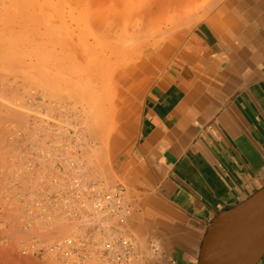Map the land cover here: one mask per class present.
I'll list each match as a JSON object with an SVG mask.
<instances>
[{"label":"crops","instance_id":"1","mask_svg":"<svg viewBox=\"0 0 264 264\" xmlns=\"http://www.w3.org/2000/svg\"><path fill=\"white\" fill-rule=\"evenodd\" d=\"M155 62L115 88L106 169L131 207L116 229L134 263L199 264L215 217L264 188V0H225Z\"/></svg>","mask_w":264,"mask_h":264},{"label":"bare ground","instance_id":"2","mask_svg":"<svg viewBox=\"0 0 264 264\" xmlns=\"http://www.w3.org/2000/svg\"><path fill=\"white\" fill-rule=\"evenodd\" d=\"M151 1L150 9L147 5L148 15L144 14V21L140 18L139 21L145 22L150 15L152 19L163 16L156 11L164 8L167 1ZM179 1L169 0L172 4L169 8L178 6ZM122 6L118 2L108 7L109 20ZM177 6L173 7L174 12L179 11ZM117 31L116 27L109 34L114 36ZM1 35L5 36H0V264H40L36 256H40L45 264H101L106 251L110 254L118 249L128 252L125 245H120L121 238L132 243V252L121 263L108 264H137L134 263V254L138 252V247L133 239L116 229L118 224L125 223L129 218L131 207L128 196L124 206H121L123 211H118L117 206L114 209L112 201H106L103 195L117 186L104 185L100 181H70L69 173L73 165L70 158L74 154L69 155L68 151L70 138L64 127L67 122L65 125L62 122L63 127L59 122L60 132L56 137L52 126L55 118L50 114L52 104L41 105L44 101L39 103L35 97L38 94L34 81L36 50L32 48L33 44L30 46V42L23 41L25 38L22 36L21 42L16 39L17 34L11 39L4 33ZM64 48L75 55L78 74L97 73L98 63L95 65L90 61L87 65L89 58L76 52L73 45L63 46L62 50ZM56 108L60 109L58 104ZM74 159L78 160L77 156Z\"/></svg>","mask_w":264,"mask_h":264},{"label":"rangeland","instance_id":"3","mask_svg":"<svg viewBox=\"0 0 264 264\" xmlns=\"http://www.w3.org/2000/svg\"><path fill=\"white\" fill-rule=\"evenodd\" d=\"M166 1L167 6L169 0ZM183 1L180 0L176 5L179 11L174 12L173 7L176 6L169 8L172 6L169 4L167 9L165 6L156 11L162 17L152 19L150 15L143 22L144 14L148 15L147 11L152 5L151 0H0L1 34L9 38L17 34V40L22 42L25 38L23 41L30 42V46L33 44L32 48L36 50L34 81L38 94L35 97L39 103L44 101L41 105L52 104L49 112L55 118L52 126L56 137L61 123L65 125L67 122L68 126L63 123L61 126L66 127L69 133V155L74 154L70 158L73 164L69 173L70 181L79 179L100 181L104 185L108 183L106 148L116 116L117 83L137 77L140 69L146 67L150 60L156 76L160 72V63L155 62L159 54L172 53L177 43L186 39L201 23L208 21L225 0ZM118 2L123 5L121 10L109 20L108 7ZM139 18L143 21H139ZM1 22L6 26L1 25ZM136 23L138 26H134ZM116 27L117 33L110 35V31ZM21 36L24 37L22 40ZM67 45H73L76 52L89 58L87 65L90 61L95 65L98 63L97 73L78 74L75 55L69 53L67 48L62 50ZM57 104L60 109L56 108ZM79 163L83 167L79 168ZM55 181L59 180L55 178ZM35 258L40 264H45L40 256Z\"/></svg>","mask_w":264,"mask_h":264},{"label":"water","instance_id":"4","mask_svg":"<svg viewBox=\"0 0 264 264\" xmlns=\"http://www.w3.org/2000/svg\"><path fill=\"white\" fill-rule=\"evenodd\" d=\"M264 258V188L219 213L204 236L199 264H259Z\"/></svg>","mask_w":264,"mask_h":264},{"label":"built area","instance_id":"5","mask_svg":"<svg viewBox=\"0 0 264 264\" xmlns=\"http://www.w3.org/2000/svg\"><path fill=\"white\" fill-rule=\"evenodd\" d=\"M103 195H105L106 201H112L114 209L117 206L118 211H123V208L121 206H124V203L128 196L125 187L111 188L110 191L104 192ZM119 242L121 246L125 245V247L127 248L126 251L128 252H124L121 249H118L116 253L110 254L108 251H106L103 259H101V264H108L109 262L121 263L124 257L129 258L132 252L130 251V249L132 248V243L124 238H121Z\"/></svg>","mask_w":264,"mask_h":264}]
</instances>
